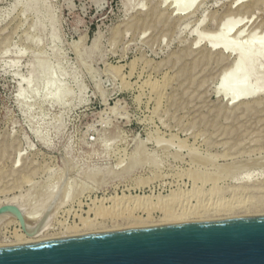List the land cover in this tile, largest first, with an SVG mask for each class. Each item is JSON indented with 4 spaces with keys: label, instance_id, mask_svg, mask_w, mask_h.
<instances>
[{
    "label": "rangeland",
    "instance_id": "obj_1",
    "mask_svg": "<svg viewBox=\"0 0 264 264\" xmlns=\"http://www.w3.org/2000/svg\"><path fill=\"white\" fill-rule=\"evenodd\" d=\"M234 1L196 0L179 13L185 0H0V202L13 198L29 213L46 206L35 218L49 217L55 239L80 217L127 229H111L125 216L114 204L122 196L189 194L182 203L193 209L264 183V95L251 109L227 105L216 91L226 61L191 47L226 15L243 14L242 40L264 24V0ZM34 62L51 65L57 101L33 85ZM243 194L250 204L233 217L264 214V188ZM93 204L118 210L95 216ZM14 229L1 226L0 241Z\"/></svg>",
    "mask_w": 264,
    "mask_h": 264
},
{
    "label": "bare ground",
    "instance_id": "obj_2",
    "mask_svg": "<svg viewBox=\"0 0 264 264\" xmlns=\"http://www.w3.org/2000/svg\"><path fill=\"white\" fill-rule=\"evenodd\" d=\"M27 1H29L28 3L33 2V0H27ZM195 1L196 0H185L183 4L175 5V7H173L174 8L173 10L179 13L189 12ZM250 1L252 0H235L234 3L239 4V7H240L242 5L247 4ZM40 9H41L40 7L37 8L38 11H40ZM243 17H244L243 14L226 15L222 17L217 23L216 28L213 31L208 32V34L200 33L196 35L192 42L191 47L197 48V47L204 45L206 48L207 54L218 55V57L221 60L226 61V63L224 64V66L222 67V69L219 71V73L216 76V80L218 84L217 85L218 87H216L217 88L216 91L217 92L221 91L222 94L225 95V97L227 96L226 98L227 105H231L234 107L238 105H244L245 109H251V108L256 107L260 103L261 101L260 96L264 95V68H262L263 66L261 67V65L264 64V24H260L256 26L254 25L252 28H250L247 38L245 40H242V37L245 33L244 31L245 29H247L246 25L242 22ZM34 63H35L34 68L37 71V73L33 77L34 78L33 85L36 86V88L41 87L42 89H45L46 90L45 96L48 95V97L46 98H48L49 100L52 99L53 101H57V98H59L62 95L63 90H61V85L59 84V82H57V80H55V77L53 76L51 65L47 62L46 63L34 62ZM165 81L168 82L167 80ZM27 82L30 85V80H27ZM160 85L161 84H159L158 86ZM162 86L163 84L161 85V87ZM150 88L153 89L152 87ZM52 90H54L53 94L51 93ZM164 91L165 89L162 91H156V94L162 96L163 94L161 92H164ZM22 92H23L22 89H19L18 95H21ZM33 92L36 93L35 89L32 90V94L35 95V93ZM157 97L160 98V96H157ZM214 185L215 184H213V186ZM215 188L216 187L210 189L209 191L212 190L214 191L213 193H216ZM248 188L252 190H258L260 188H264V183H255L252 185H247V184L241 185L236 188V191L238 190V192L241 193V195L243 196L244 195L243 193ZM180 194L181 193H173L167 198L160 200L156 203H151V202L149 203V201L146 200L147 198H145V196H140V195H134V196L126 195L120 198H116L114 200L115 201L114 204L117 206L118 205L120 206V207L118 206V208L120 209V214L118 213L119 211L117 213L118 215L124 214L125 216H121L123 218L122 219L123 221H120V223L116 220H112V225H111L112 228L111 227L110 228L114 230V229H118L121 226L122 227L124 226V227H127V229H136L140 227H148L151 225L152 226L153 225L154 226L155 225H168V224H179V223H187V222H194V221H202V220H207V219L211 220L212 218L217 220L220 217L231 218V216L233 217L234 208L236 207L237 208L238 207L247 208L248 206H245V205L249 203V198L248 199L246 198V200L245 199L243 200V197H241V195L239 194L240 196L238 197L236 196V199L233 202L226 201L225 203L223 201L224 203H222L220 199V201H218L219 204L215 203L214 205V202H213L212 203L213 206L211 205V203H209L210 205H204L205 202L203 204L202 202H198V204L196 203V206L194 205L195 207L193 209H192L193 206L190 204L188 206H191V209H187V206L185 207L183 203L184 201H188L186 197L189 194L188 195L186 194L187 196L184 194L182 196V194L181 195ZM181 196L184 197L186 200L183 198L184 199L183 201ZM190 196H188V199ZM198 200H201L199 195H198ZM92 202H94V200ZM199 203H201L202 205ZM3 204L15 205L18 209L29 213L26 209L28 207L25 208L22 203L18 201L16 202L13 198L5 202L4 201L0 202V205H3ZM131 206H133L134 208L140 207L144 212H146L147 216L145 218L132 216ZM116 207H115V210H118L116 209ZM154 207L156 208L159 207V210H161L163 213L162 217L158 218L157 220H152L151 217L149 216L150 215L149 211L153 209ZM110 208L108 210L102 207V205L100 204L98 206L94 205V207L92 208V212L95 216L113 215V212L115 210L114 209L111 210ZM33 210L32 212L34 213ZM35 217H32V218L22 217V225H21L20 220L15 215L1 214L0 215V227L3 225H7L9 223H12L15 225V229L13 232V240L0 241V246L34 243L38 241H43L45 239L46 240L51 239V238H48V237H51V235L47 236V230L49 229V225H48L49 217L48 216H45L44 218L42 217L43 220L42 219L40 220L38 217L37 218ZM116 217H117V214H116ZM236 217H239V216H236ZM110 218H112V216H110ZM79 219H80L79 226L77 224V225H73L69 227L66 233L61 234L60 237L63 238V237H72L75 235L79 236V235L91 234V233H101L102 231L104 232V230H106L107 228V227L106 228L103 227V225L100 224V222H95V219H93L94 221L88 220L87 217H84V218L80 217ZM221 219H224V218H221ZM106 231H109V230H106Z\"/></svg>",
    "mask_w": 264,
    "mask_h": 264
},
{
    "label": "water",
    "instance_id": "obj_3",
    "mask_svg": "<svg viewBox=\"0 0 264 264\" xmlns=\"http://www.w3.org/2000/svg\"><path fill=\"white\" fill-rule=\"evenodd\" d=\"M12 204L1 214L21 222ZM0 264H264V214L91 233L0 246Z\"/></svg>",
    "mask_w": 264,
    "mask_h": 264
}]
</instances>
